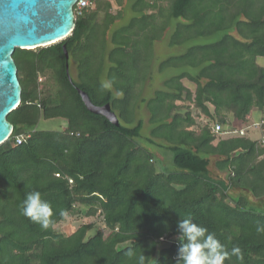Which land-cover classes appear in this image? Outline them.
I'll list each match as a JSON object with an SVG mask.
<instances>
[{"label": "trees", "instance_id": "trees-1", "mask_svg": "<svg viewBox=\"0 0 264 264\" xmlns=\"http://www.w3.org/2000/svg\"><path fill=\"white\" fill-rule=\"evenodd\" d=\"M92 1L81 13L75 6L68 37L14 53L22 102L0 145V264H138L142 254L145 264H175L177 222L187 217L225 245L224 264H264V135L221 134L255 113L264 134V0H132L121 25L124 0L117 13L110 0ZM167 31L170 46L192 45L161 61L160 72H177L148 98L155 44ZM80 89L110 104L119 125L90 111ZM141 103L146 140L171 151L176 169L162 170L140 144ZM191 105L210 120L198 124ZM53 118L67 127H39ZM33 191L54 210L47 229L21 212ZM70 216H101L104 228L84 222L68 234L60 225Z\"/></svg>", "mask_w": 264, "mask_h": 264}, {"label": "water", "instance_id": "water-1", "mask_svg": "<svg viewBox=\"0 0 264 264\" xmlns=\"http://www.w3.org/2000/svg\"><path fill=\"white\" fill-rule=\"evenodd\" d=\"M79 0H0V145L14 132L8 116L22 102V85L14 53L20 49L48 46L68 37L75 29ZM67 58V46L64 45ZM68 67V75L72 80ZM88 109L119 125L111 105H96L79 90Z\"/></svg>", "mask_w": 264, "mask_h": 264}, {"label": "rangeland", "instance_id": "rangeland-1", "mask_svg": "<svg viewBox=\"0 0 264 264\" xmlns=\"http://www.w3.org/2000/svg\"><path fill=\"white\" fill-rule=\"evenodd\" d=\"M132 0H124V8H125V19L124 20H120L118 22L117 25H121L125 22H127V20L129 19V17L131 16L132 12L129 4ZM110 3L113 4V9L112 11L114 13H117L119 10V5H117L115 0H110ZM171 34V31H167V33L163 36V38L161 40L156 41L155 44V59L153 60L152 66H151V70L152 72V78L148 81L145 90H144V95L149 97H152L155 93V90L158 88H161L163 86V83L165 81V79L171 77L172 75L175 74V72H177V70L175 68H168L163 72H160L159 70V64L161 63L162 60H164L165 58H167L170 55H176V54H180L182 53L184 50H186V48L190 45H192V42H189L185 45L182 46H170L169 45V36ZM218 37V35H214L211 37H203L200 38V40L196 41V42H200V43H207V42H212L214 40H216ZM258 63L264 65V57H258L257 59ZM76 62L72 61L71 63V74L73 77H77V66H76ZM41 80V79H40ZM185 84L192 88L193 90H195L196 86L194 83H192L191 81H189L188 79L184 80ZM186 105H189V103H186ZM192 109L193 112V116L195 117L196 121L198 124H205L207 123L210 119L205 117L203 114H201V110L199 108H197L195 105H191L190 107ZM138 116L139 117H143V119L145 120V126L143 128L142 131V137H140V144L143 146H148L150 147V149L152 151L155 152V154L157 155V157L159 158V165L160 168L164 171H170V170H174L176 169V165L173 163L172 161V152L169 151L168 149L162 147V146H158V145H149L150 143H148V141L146 140V137L148 135H150V129H151V125L149 122V117H150V113L149 110L147 109V107L145 106V104H140L139 108H138ZM251 117L249 118L248 122H241L238 121L236 119L233 118V127L234 129H244L247 128L248 125H252L254 122H261V116L260 114H252L250 115ZM218 120V122L220 121L218 118L216 120H212V124L216 123ZM39 127L42 129H62L64 130L67 127V120L62 119V118H53V119H41ZM251 127V126H250ZM248 127L245 133H247V136H250L251 138L258 140V139H262V135L263 132L261 130H259L258 128H250ZM197 128V127H194ZM224 136H227L224 135ZM230 136H243L240 135L239 133H234ZM158 142H160L159 139H156ZM102 217L101 216H97V217H85V216H70L66 219V221H64L60 227L62 230H64L66 233L71 234L73 233L75 230H77V228L80 226V224H83L84 222H94L97 221V227H101L104 228V223L102 222Z\"/></svg>", "mask_w": 264, "mask_h": 264}, {"label": "clouds", "instance_id": "clouds-1", "mask_svg": "<svg viewBox=\"0 0 264 264\" xmlns=\"http://www.w3.org/2000/svg\"><path fill=\"white\" fill-rule=\"evenodd\" d=\"M102 87L109 88V84ZM21 212L34 223L47 229L53 222L54 210L51 204L42 198L39 191L28 194L23 201ZM64 215V212H61ZM179 246L175 257V264H224L229 257L225 245L204 226L195 222L191 217L182 218L177 222ZM257 231H264V227H258ZM233 254L239 253L238 248L232 250ZM129 250L127 255L133 256ZM138 264H145L146 255L138 256Z\"/></svg>", "mask_w": 264, "mask_h": 264}, {"label": "built area", "instance_id": "built-area-1", "mask_svg": "<svg viewBox=\"0 0 264 264\" xmlns=\"http://www.w3.org/2000/svg\"><path fill=\"white\" fill-rule=\"evenodd\" d=\"M92 3H93L92 0H79L78 3L76 4L78 13H81L84 8H87V7L91 6ZM75 14H76V12H75ZM262 123H263V121H261V122L260 121L259 122H254L252 125H248V127L251 126L250 128H252V127L258 128L259 126H261ZM247 128H244V129L242 128V129H239V130L238 129H232V130H229L227 132L223 131L221 133V131H222V124L221 123H216L214 125L213 131L214 132H217V133H221V134H228V135H232L234 133H236V134L239 133L240 135H247V133H245L246 132L245 129H247ZM18 140L20 142L22 140V138L19 137ZM71 182H72V180H71Z\"/></svg>", "mask_w": 264, "mask_h": 264}]
</instances>
